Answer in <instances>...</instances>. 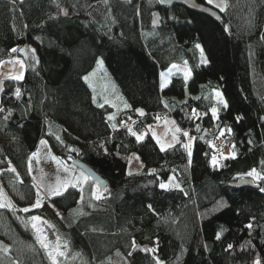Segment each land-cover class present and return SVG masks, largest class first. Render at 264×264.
Masks as SVG:
<instances>
[{"label": "trees", "instance_id": "trees-1", "mask_svg": "<svg viewBox=\"0 0 264 264\" xmlns=\"http://www.w3.org/2000/svg\"><path fill=\"white\" fill-rule=\"evenodd\" d=\"M219 12L217 21L159 0H0V61L26 65L20 83L6 84L0 112V187L14 208H0L8 249L0 264H53L29 223L36 215L49 219L66 252L58 264H264V181L231 186L253 168L264 172V0H227ZM100 60L128 105L111 120L113 108L84 79ZM180 62L192 77L162 88L161 73ZM165 116L195 138L190 164L183 133L161 151L150 134L137 142L128 132L143 134ZM41 140L103 178L101 199L81 202L71 187L52 199L59 220L21 211L37 198L28 160ZM218 141L236 158L214 167ZM132 154L144 168L130 175ZM171 177L179 188L161 189Z\"/></svg>", "mask_w": 264, "mask_h": 264}, {"label": "rangeland", "instance_id": "rangeland-1", "mask_svg": "<svg viewBox=\"0 0 264 264\" xmlns=\"http://www.w3.org/2000/svg\"><path fill=\"white\" fill-rule=\"evenodd\" d=\"M207 2V0H206ZM216 3H221V0H215ZM227 4V0H225ZM210 5V4H209ZM214 7L213 5H210ZM215 9L220 10V8L214 7ZM205 57V56H204ZM99 61L98 67L95 70L94 74L90 76L87 81L91 85V88L94 92L95 98L98 95L103 96V102L108 103L113 108V114L111 117L115 118L119 113L127 108V102L123 95L120 93L114 79L110 74L107 72V69L102 61ZM177 67H171L169 70L164 72L163 76L161 75V86L162 88L169 86L171 79L174 76L182 75L185 76L183 69L187 68L191 71V76L187 79L189 80L192 77V70L190 65L187 62H180L175 64ZM93 79H98L97 81ZM97 91V92H96ZM217 98V97H216ZM224 98V96H223ZM179 128L177 123L172 117L165 116L162 118H158L155 123L149 126V128L143 133L144 138L147 135H151L157 141L159 140L161 143L165 145H174L179 141L181 135H183L182 131L177 132L176 129ZM180 129V128H179ZM181 130V129H180ZM189 135L185 137V143H191V151L193 152V143L194 141L191 140L192 135L187 132ZM143 138V139H144ZM42 141L44 143H42ZM214 149L216 151L215 156L217 157V161L219 165L226 157H231L233 153L223 141H218L214 144ZM139 157L137 160L135 157ZM142 165V166H141ZM28 167L30 170V175L34 185L36 186L37 191L39 190L42 194V206L39 207L41 210L46 212L48 217H54L55 219H60V214L56 211L52 203V199L56 196H51V192L55 191L58 187L63 188L65 184L71 182L68 188L74 187L78 188L83 198L86 197H93L95 195H100V187H97V184L90 179L85 172L79 169L77 166H73L72 163L64 161L56 157L53 152L51 151L48 143L46 140H41L38 144L36 152L30 156L28 160ZM65 168L69 169L65 171ZM144 168V164L138 154H132L130 156L129 164H128V174L137 173L142 171ZM152 172V171H151ZM81 173L84 176H81ZM86 177L87 179H84ZM171 177L168 181L164 183H169L171 180V184L169 188H177L175 184L178 182ZM0 190L3 192V198H0V203H4L7 205L8 201H10L7 193L5 192V188L3 189L0 187ZM5 190V191H4ZM95 194V195H94ZM96 199V198H95ZM25 208H29L33 210L35 207L25 206ZM24 209V208H23ZM39 216V215H36ZM41 217V216H40ZM42 221H47V223L42 222H33L30 220V224L37 223V226L42 229V233L45 237H47V243L51 247H54L57 243V235L49 221L48 218L41 217ZM29 220V219H28ZM35 230V229H34ZM36 232V230H35ZM36 236L38 233L36 232ZM49 251V249H46ZM61 251H64L61 246ZM65 252V251H64ZM66 253V252H65Z\"/></svg>", "mask_w": 264, "mask_h": 264}, {"label": "snow or ice", "instance_id": "snow-or-ice-1", "mask_svg": "<svg viewBox=\"0 0 264 264\" xmlns=\"http://www.w3.org/2000/svg\"><path fill=\"white\" fill-rule=\"evenodd\" d=\"M22 2V0H21ZM207 3L210 4V5H213L214 7H217V8H220L221 11H225L226 8H227V4L225 2V0H221V3H216L215 0H207ZM68 13L65 11L64 12V15H67ZM154 24H155V21H154ZM25 27H27L25 25ZM197 48H200V45H197L196 46ZM12 52H16L17 49L16 48H13L11 49ZM33 52L35 51L34 49L32 50ZM201 53H202V57H201V63H204V64H207L209 61L207 60L206 57L203 56V49H201ZM36 63H39V60L37 59L36 60ZM102 63V61H101ZM5 64L7 65H11L12 67L9 69V73H8V78L9 79H13V80H23L24 78V71L26 70V65L23 61L19 60V59H13V60H9V61H0V69L4 68L5 67ZM18 65V67H16ZM173 68H176L177 66L176 65H173L172 66ZM184 73H185V76H184V79L185 81H187V79L191 76V71L187 68L183 69ZM161 75L163 76L164 74L161 73ZM85 80L88 79V77H85L84 78ZM16 96L17 98H19L20 96V90L17 89L16 90ZM215 96L217 97V100H218V103L221 104L224 108H227L228 107V102L226 99L223 98V94L219 91H216L215 92ZM101 107L103 105H100ZM167 106V105H166ZM5 111V108L0 105V112H4ZM139 111L140 115H144V112L142 109L140 110H137ZM211 113H212V116L213 118H217L218 119V115H217V108L213 107L211 109ZM9 114H10V111H9ZM193 115L195 116L196 115V111L195 109L193 110ZM205 115H207V113H205ZM8 117L5 116V119H7ZM113 119V117H109V120ZM238 119H242V117H239ZM177 132L181 131L179 128L176 129ZM229 132L231 131V129L228 130ZM128 132L135 136L136 137V140L137 142H141L144 138V134H137L136 132L132 131L131 128H128ZM184 136H188L189 134L187 132H184L183 133ZM221 135H223V133L221 132ZM57 139H59V137H57ZM191 140H194L195 138L192 137L190 138ZM177 142H179L177 140ZM42 143H44L42 141ZM157 143L159 144L160 146V150L161 151H165L166 148H170V147H173V145L169 144V145H165L163 143H161L159 140H157ZM251 143V142H250ZM101 147H103V145H101ZM182 147L187 151V155L189 157V164L191 163V156H192V151H191V143H185L182 145ZM233 148H235V145H233ZM73 151H75V149H73ZM137 160H139V157H135ZM227 158V157H226ZM231 158L235 159L236 158V155H235V152H233L231 154ZM264 163V162H262ZM211 164L215 167L217 166L218 164V161H217V157L216 156H213L211 158ZM142 166V165H141ZM12 172H15V168H11L10 169ZM69 169L65 168V171H68ZM153 172H155V169L152 170ZM131 175V172L129 173ZM18 175V173H17ZM81 176L83 177L84 174L81 173ZM246 177L248 178H251V181L252 182H256V181H264V172H258L255 168H253L252 170H250L249 172L241 175L239 177V179L241 181H245ZM84 179H87L86 177H84ZM173 180L175 179V177L172 178ZM71 182H69L68 184H65L64 187L61 189V188H57L55 191H52L51 192V196H61L63 195L64 192H66L68 190V187L70 186ZM170 184H171V180L169 181V183H164V182H161L159 187L161 189H165V190H168L169 187H170ZM71 186H75V185H71ZM258 187H260V190L261 191H264V186H260L259 184L257 185ZM98 187V185H97ZM175 187L179 188V184H175ZM182 190V189H181ZM3 192L2 190H0V198H3ZM95 195V194H94ZM36 201H35V204L33 205V207L35 208H39L42 206V203H41V200H42V194L41 192L38 190L37 193H36ZM95 198L96 199H101V196L100 195H95ZM83 201V196H81V202ZM4 207H9L10 209H13V206L11 204V201H8L7 205L4 204V203H0V208H4ZM149 208H151V206L149 205ZM21 211H24V212H28L30 211L29 208H24V209H21ZM31 220L33 222H42V223H47V221H42V218L40 216H32L31 217ZM247 227L249 229L252 228V224H248ZM32 228L36 230V232L38 233V236H37V241L40 243L41 247L45 248V249H49L48 251V256L50 257V259L52 260L53 264H58V261H57V257H64L66 254L64 251H61V244L59 242V239L57 240V243L55 244L54 247H51L50 248V245L46 242L47 241V237H45L42 233V229L40 227L37 226V223H32ZM216 239H220V234H217L216 236ZM156 244H158V241L155 242ZM64 248L67 247V244H64L63 245ZM133 247L135 248V241H133ZM232 246L229 245V248H231ZM0 249H3L4 251H8V249L3 246V245H0ZM144 251H148V252H155L156 249H143ZM129 255H131V252H129ZM157 264H161V262L157 259ZM254 264H261V261L259 260V258H257L255 261H254Z\"/></svg>", "mask_w": 264, "mask_h": 264}, {"label": "water", "instance_id": "water-1", "mask_svg": "<svg viewBox=\"0 0 264 264\" xmlns=\"http://www.w3.org/2000/svg\"><path fill=\"white\" fill-rule=\"evenodd\" d=\"M160 4L162 6H173V5H181L184 6L188 9L204 13L215 20L219 21L221 19L220 12L215 9L214 7L206 4H201L197 2L196 0H159ZM13 60V59H9ZM6 60V61H9ZM21 60V59H19ZM4 61V62H6ZM23 61V60H21ZM24 62V61H23ZM11 65L5 64V67L0 69V105H2L3 101V95L5 94V86L7 83L14 82V83H20L22 80H13L8 78V73L9 69L11 68ZM18 67V65L16 66ZM26 70L24 71V76H25ZM24 79V78H23ZM75 165L81 169L83 172L86 173V175L92 179L93 182H95L101 190H106L107 188V183L106 181L101 178L91 167H89L87 164L79 161L74 162ZM253 182L249 179H245V181H237L235 183H232L231 186L235 188H241V187H246V186H253Z\"/></svg>", "mask_w": 264, "mask_h": 264}, {"label": "crops", "instance_id": "crops-1", "mask_svg": "<svg viewBox=\"0 0 264 264\" xmlns=\"http://www.w3.org/2000/svg\"><path fill=\"white\" fill-rule=\"evenodd\" d=\"M28 171H29V174H30V170H29V167H28ZM32 176V175H31Z\"/></svg>", "mask_w": 264, "mask_h": 264}]
</instances>
